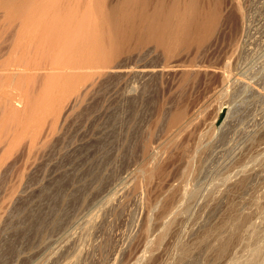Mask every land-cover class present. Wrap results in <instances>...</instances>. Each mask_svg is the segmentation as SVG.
Here are the masks:
<instances>
[{
	"label": "rangeland",
	"instance_id": "rangeland-1",
	"mask_svg": "<svg viewBox=\"0 0 264 264\" xmlns=\"http://www.w3.org/2000/svg\"><path fill=\"white\" fill-rule=\"evenodd\" d=\"M203 3L208 8L216 4L221 16L202 45H179L175 49L176 53L183 51L179 56L175 50L166 54L163 47L153 43L132 45L115 61L127 67L156 66L169 55L178 69L150 79L98 69L96 80L66 116L60 118L59 114L73 92H67L62 82L46 80L48 55L34 57L33 63L28 61L24 66L27 78L13 79L14 85L9 82L17 94L12 102L21 113L17 110L16 129L0 132V213H4L0 226L5 227L0 236V264L62 263L73 248H61L66 243L64 238L81 237L83 222L101 209L105 197L137 177L140 197L145 199L128 194L115 201L111 209L102 210L98 227L85 240L88 245L84 242L85 251L77 262L112 264L117 254L119 261L132 264L143 254L142 250L134 251L141 236L146 200L153 201L168 181L179 182L186 152L192 155V173L189 170L183 183L202 188L200 200L192 204L188 217L175 221L182 224V231L173 227L172 232L176 230L178 235H166L161 249L138 264H185L188 258L196 260L199 255L198 264H264V0ZM148 48L152 49L150 56L139 55ZM224 79L228 82L223 86ZM132 85L137 91L130 88ZM243 85L247 87L243 89ZM195 110H200V117L184 127V119ZM180 113L182 118L175 120ZM23 120L27 128H23ZM14 130L16 135L11 134ZM7 132L12 143L9 146ZM159 142H165L162 171L148 177L143 170L151 160L148 149ZM240 167L253 170L246 169L245 177L238 173ZM225 178L230 184L221 183ZM245 236L249 237L244 240ZM160 237L156 233L155 242ZM200 240L204 243L198 244ZM224 240L229 244L227 250L217 249Z\"/></svg>",
	"mask_w": 264,
	"mask_h": 264
},
{
	"label": "bare ground",
	"instance_id": "bare-ground-1",
	"mask_svg": "<svg viewBox=\"0 0 264 264\" xmlns=\"http://www.w3.org/2000/svg\"><path fill=\"white\" fill-rule=\"evenodd\" d=\"M216 4L213 6V8L212 6L211 8L210 7L208 8L203 3V0H0V41L1 40L3 41V42L1 41L2 43L0 42V132L3 133L4 130L12 131L13 129H16L15 124H17V120H18V119L16 120L17 118L16 114L17 115L20 114L21 109L20 107L18 108L16 104L12 102L14 98H16L15 96L17 94H15L13 90L14 88L11 89L10 85L8 86V84L13 79L15 82L17 77L20 78V80L22 78L23 80L25 79L24 76H26V73L24 71L26 68L24 66L28 64L29 60L32 61L31 63H33L34 60L31 59H33L34 57H35L34 59L39 57L38 55L41 56L48 55V58L51 57L50 64H47L48 66L45 67L47 71L46 73H48L47 76H45L47 78L46 80L57 81L56 83L60 82V84L62 82L64 85L63 87H65V90L67 92H73L72 96L69 98V100L65 103V106L62 108L63 111L61 112L62 115L59 114L61 118L63 116H66L68 112L72 108H74L75 105L78 103L81 95L88 91L89 86L96 80L94 79V77L98 69H103L102 73L104 72L108 74H116L118 76L136 75L138 77L141 76V78L143 79H150L155 74L163 75L169 70L174 69V67L176 66L175 64L176 61L173 59L174 57L171 59V61H169V59L167 58L169 57V55L166 57V54H170L172 53V51L174 52L176 48L177 49L179 48V45L181 46L182 44L185 43H186L185 45L186 47L187 44L190 43L191 45L192 42L194 43L197 42L198 44L196 43V45L199 44L202 45V43H205V41H207V39L211 36L215 28H217V24L220 20L221 11L219 13L220 9L217 8L218 6ZM149 43H153L157 45V47H163L165 49V52H167L166 54H163L165 55L167 61H163L162 63L156 66L132 65L127 67V66H122L119 63H115L118 57H120L123 53L129 50L132 45H141V44H149ZM185 49L187 50L188 48ZM151 51L152 49L148 48L146 52H143L139 55H149ZM176 51L177 50H175V53ZM179 51L176 53L177 55L178 54L180 55V53L183 52L181 51L179 53ZM176 59L178 58L176 57ZM168 61L169 63L167 64ZM22 73H25V75ZM230 78L231 77H229L228 79ZM225 81L228 82L226 79H224V81H222L223 86ZM14 82L12 83L13 85L15 84ZM135 86L132 85L130 88L133 91H137V87ZM244 86L245 85H243L242 87L243 89L247 87L245 86L244 88ZM252 90L254 91V89ZM27 97L28 95L25 98ZM28 100L29 99H27L26 102H28ZM17 110L20 113H18ZM199 113L200 110H195L194 114L191 117L184 119L183 126L188 127L194 120H197L201 115V114L199 115ZM14 114L16 117L13 116ZM182 116H183L182 113H180L178 116L175 117V120L179 121L180 118H182ZM23 121H21L22 126L25 123V121L27 122L25 124H28L27 119L24 122ZM13 132L14 133L11 132L12 135L15 134L16 130H14ZM7 133L5 134V136H7L6 137L8 143L7 146H9L12 143H11V139L9 140L10 134L9 132ZM164 145L165 142H162V144L161 142H159L158 145L152 146L148 149V154L151 160L149 161L148 164H146L143 167V170L147 171L148 177L150 176L152 177L155 172L161 173L162 170H161L160 162L161 160H163L162 148ZM262 150L264 154V145ZM185 154H186L185 166L182 168L180 172H178L180 180L179 177L175 178V180H179V182L168 181L167 184L162 188V190L160 189L161 193H158V195H156L153 201L146 200V204H145L146 209L143 214L142 221L140 222L141 233L139 234H141V236L138 234L140 240L138 241L139 242L138 245L135 246V251H134L135 253L136 252L139 253L140 250H142L143 252H141V254L142 253L143 254L140 255L139 257L137 256L138 258L135 256V260L136 258L137 260L136 261L134 260L135 262L133 263L131 262L132 264H138L141 260L146 259L148 258V256L153 255L154 251L156 250L158 251L159 248L161 249V244L163 243L165 236L166 235L168 236L169 234L172 235L173 227L180 233L183 229L182 228L183 226L181 227L182 224L177 225V222L175 221L177 219L182 221L184 220V218L188 217L192 204H194V202L197 199H199L198 198L199 193L202 188L200 189V187H190L183 183V178L184 179L187 178V176L189 175V170L192 173V167L190 166L192 155L187 152ZM260 155L263 156L262 154ZM261 159L259 160L262 161ZM2 167L3 166L0 165L1 169H3ZM246 169L249 170L250 168H246ZM246 169L240 167L238 168L239 171L238 173L244 174L243 172L244 171L246 172L247 171ZM141 170H139L136 175H139V172ZM250 170L252 171L253 169ZM2 171L3 170H1L0 172ZM227 178L230 177L227 176ZM228 182H229L228 179L225 178L224 182L222 181L221 183L227 184ZM218 183H220V181H218ZM141 189L142 188L137 182V177H136L132 181L126 180V182L124 184L122 183L120 187L117 186V188L114 191H112L113 193L107 195L106 197L104 196L105 199L103 200L104 202H102L104 204H102L103 206H101V209L99 211L96 210V212L92 216H89V218L83 222L81 226L82 228H80L82 229V235L84 237L82 235L81 237L80 236L74 237L72 235L73 238L70 237L71 236L70 235L68 236L70 237L68 239L63 237L66 243H64L62 246L60 242V245L62 246L61 248L63 249V247H65L66 249L68 248V246L70 247V245L73 246V248L72 249L70 248L72 251V252L70 251L71 252V255H69L70 257L66 255L68 259L64 261V259H66L65 257L62 260V263L61 262L59 263L77 264V262L80 260L82 255V251H83L82 247H85L84 245L85 240L88 239V236L91 235L92 232H94V230L96 229L95 227H98L97 226L98 216L100 215L102 210L105 209L108 210L107 208H110L112 204L114 205L115 201L117 200L120 201L121 198L126 197L128 194L130 195L134 193L135 195H138V197H140ZM143 198L144 196L142 195L140 199ZM263 208L264 207H262V209ZM262 209L260 208L259 210L261 211ZM157 210L160 211L157 212ZM259 210L256 209V211ZM262 212L263 215L262 213L261 215L263 218L264 211ZM3 214L2 212L0 213V215L2 216ZM256 216L258 217V215ZM262 218L261 221L263 220ZM174 222L176 223L177 226L173 225ZM258 225L260 226V224ZM198 227L196 226V228ZM223 227L225 226L223 225ZM223 227H221L222 230L221 233L223 232L222 229ZM256 227L258 228V226ZM4 228H5L4 226L0 228V236L5 231ZM227 228L229 230V226ZM205 229H203L204 232ZM248 229H251L250 226L248 227ZM248 229L247 232L249 231ZM176 230H174L175 234L177 233ZM258 230H255L256 232L255 231L254 232L257 233ZM196 232L195 235H197ZM250 232L251 230L249 231V235ZM156 233L161 234V237L158 240L159 243L157 241L155 242ZM182 234L183 233H181V236ZM205 234L207 233L205 232ZM219 236H221L222 239V234ZM239 236L241 235L239 234ZM208 237L209 239L211 238L210 235ZM248 237L245 236V238L244 237L243 238L245 240ZM212 239H214V237ZM216 239L213 241L214 242L218 241L217 243L221 242V241L219 242L220 237L219 240ZM85 243L87 244V242ZM179 243L177 242V244ZM201 243L204 242L201 241L198 244ZM156 244L157 246L153 249V246H155ZM216 245H214L215 248ZM228 245L225 241L222 243V246H217V249L218 247L219 250L220 247L221 249H226L228 248ZM67 251L69 252V250ZM194 253L192 254L195 255ZM201 253H204V249L202 250ZM168 255L170 256L169 253ZM199 257L200 255L198 256V258ZM255 257L257 256H254L253 258ZM196 260L195 258L190 257L185 261L186 262L185 264H198ZM111 261L112 264H130L129 260L119 261L117 254L113 256Z\"/></svg>",
	"mask_w": 264,
	"mask_h": 264
}]
</instances>
